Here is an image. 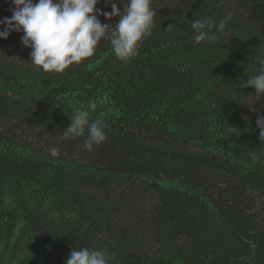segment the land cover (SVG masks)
Segmentation results:
<instances>
[{"label":"trees","instance_id":"16d2710c","mask_svg":"<svg viewBox=\"0 0 264 264\" xmlns=\"http://www.w3.org/2000/svg\"><path fill=\"white\" fill-rule=\"evenodd\" d=\"M0 264H264V0H0Z\"/></svg>","mask_w":264,"mask_h":264}]
</instances>
